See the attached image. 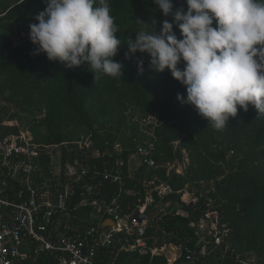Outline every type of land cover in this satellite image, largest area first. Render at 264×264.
<instances>
[{"label": "trees", "instance_id": "trees-1", "mask_svg": "<svg viewBox=\"0 0 264 264\" xmlns=\"http://www.w3.org/2000/svg\"><path fill=\"white\" fill-rule=\"evenodd\" d=\"M172 2L173 11L181 6L187 10L185 0ZM109 4L123 46L113 59L124 65V75L119 79L104 75L94 83L86 63L68 69L43 53L34 54L29 25L37 22L34 17L44 10L46 0H0V120L16 118L35 141L45 143L90 132L97 147L111 150L120 142L127 148L126 154L138 142L155 141L154 159L160 166L157 170L143 166L141 176L150 178L157 173L159 183H167L172 191L162 198L155 194V202L148 207V211L162 209L152 213V226L159 231L147 228L148 243L161 245L164 235L172 234L175 244H183L197 255L200 235L188 223L209 219L217 223L221 234L227 231L228 235L219 245L209 241L206 264H238L241 257L257 260L246 255L247 251L264 256V115L257 116L249 106L247 112L238 108L237 116L230 117L222 130L207 125L193 106L177 100V94L186 96V89L167 69L151 71L147 54L137 52L125 58L129 37L135 40V32L142 27L151 31L154 20L159 32L162 22H171L172 16L165 17L154 0H109ZM173 30L181 38L179 29L174 26ZM138 58L144 61L142 74L137 70ZM178 66L183 68V63ZM150 115L156 123L145 125ZM16 130L0 125V138ZM174 141H178L177 147ZM182 148L187 150L189 163L182 173L172 170L167 175V164L183 160ZM122 175L124 188L139 187L126 170ZM106 184L104 181V189L111 192ZM184 189L196 199L191 206L180 198ZM177 209L185 215L176 214ZM154 236L158 237L155 242ZM226 243H230L228 250ZM120 246V242L101 245L96 264H168L163 255H140ZM40 259L42 264H54L45 256ZM182 261L179 258L173 264Z\"/></svg>", "mask_w": 264, "mask_h": 264}, {"label": "built area", "instance_id": "built-area-1", "mask_svg": "<svg viewBox=\"0 0 264 264\" xmlns=\"http://www.w3.org/2000/svg\"><path fill=\"white\" fill-rule=\"evenodd\" d=\"M149 117L146 122H150ZM0 125L17 127V132L0 138L2 264H27L37 256H45L54 264H96L99 247L115 242L121 243V250L163 255L168 264L179 258L183 260L180 264H195L211 239L219 245L228 235L227 231L221 234L212 221L209 228L206 224L199 227L209 220L200 219L189 223L200 235L197 255L185 245L175 244L172 234L166 236L165 232L161 245L148 243L147 228L159 231L151 223L152 213H158L148 211V207L155 202V194L162 198L172 191L167 183H159L157 173H151L150 178L141 176L143 166L156 170L160 166L154 159L155 141L138 142L136 149L126 154L127 148L120 142L111 150L97 147L90 132L45 143L35 141L28 128L7 116ZM148 133L152 135V131ZM169 167L167 164V175ZM123 170L139 187L124 188ZM104 181L111 192L104 189ZM187 194L182 197L185 202ZM129 207L131 210L126 211ZM137 213L143 215L141 220ZM176 214L185 215L180 209ZM105 219L114 225H103ZM123 219L127 225L120 224ZM157 240L154 236V242ZM261 259L257 263L241 257L238 264H264Z\"/></svg>", "mask_w": 264, "mask_h": 264}, {"label": "clouds", "instance_id": "clouds-1", "mask_svg": "<svg viewBox=\"0 0 264 264\" xmlns=\"http://www.w3.org/2000/svg\"><path fill=\"white\" fill-rule=\"evenodd\" d=\"M154 3L165 17L172 16L171 22L165 19L157 32L154 20L151 31L142 27L135 32V40H127L125 58L147 54L151 71L167 69L186 89V96L177 94V100L193 106L216 130L228 125L238 108L247 112L253 106L257 116L264 115V0H185L186 11L183 6L173 11L172 0ZM110 13L109 0H46L34 17L37 22L29 25L34 54L43 53L68 69L86 63L94 83L104 75L119 79L124 65L113 58L123 46ZM143 64L138 58L140 74ZM181 152L183 160L169 163V173H182L189 163L187 150ZM187 193L182 190L180 198Z\"/></svg>", "mask_w": 264, "mask_h": 264}, {"label": "crops", "instance_id": "crops-1", "mask_svg": "<svg viewBox=\"0 0 264 264\" xmlns=\"http://www.w3.org/2000/svg\"><path fill=\"white\" fill-rule=\"evenodd\" d=\"M190 193V192H189ZM188 196L190 197V195L188 194ZM191 196H192V193H191ZM191 198V197H190ZM195 199V198H194ZM127 201V199L125 198V202ZM157 211V213L159 214L160 213V211H161V208H159V209H157L156 210ZM106 225V224H105ZM190 224L188 223V226H189ZM195 231H196V229H195ZM174 236L175 237H177L178 236V233H177V231H175L174 232ZM226 245L227 246H230V243H226ZM244 253H246V255H251L252 257H257V260H255L257 263H260V262H262L263 261V259H261L262 257L264 258V256H261V255H257L256 253H255V255L253 256V253L252 252H244ZM207 251H206V253L204 254V255H202L201 256V258H200V260H199V263H201V264H206V263H208V262H206L205 263V261H206V259H207ZM245 255V256H246ZM40 256H37L35 259H34V261L32 260V259H30L29 261H28V263H36V264H42V262H40Z\"/></svg>", "mask_w": 264, "mask_h": 264}, {"label": "rangeland", "instance_id": "rangeland-1", "mask_svg": "<svg viewBox=\"0 0 264 264\" xmlns=\"http://www.w3.org/2000/svg\"><path fill=\"white\" fill-rule=\"evenodd\" d=\"M19 41H16V43H18ZM3 105H5V102H3L2 103ZM9 106H11V104H9ZM10 112L12 113L13 112V110H11L10 109ZM151 117H149V119H150V123H154L155 121H156V119H155V116H153V115H150ZM147 119V118H146ZM145 125H149V122H146V120H145ZM149 129V128H148ZM174 145L177 147L178 146V141H174ZM185 154H186V152H185ZM180 170H181V168H180ZM179 171V170H178ZM189 195H190V197L192 198V196H191V193H189ZM189 196H187V198H190ZM190 198V199H191ZM193 199V198H192ZM196 200V199H195ZM212 222H215V221H212ZM216 223V222H215ZM205 224H206V228H207V226H208V228H209V225H210V220H206V222L205 223H203V224H200L199 225V227H205ZM217 224V223H216ZM211 226V225H210ZM169 256H170V254H169Z\"/></svg>", "mask_w": 264, "mask_h": 264}, {"label": "water", "instance_id": "water-1", "mask_svg": "<svg viewBox=\"0 0 264 264\" xmlns=\"http://www.w3.org/2000/svg\"><path fill=\"white\" fill-rule=\"evenodd\" d=\"M187 202L191 206L193 204L194 200L190 199V200H187ZM137 217L139 220H141L143 218V215L137 213ZM105 224L114 225V222L111 219H105L103 222V225H105ZM120 224L121 225H127V221L125 219H123L120 221ZM0 264H2L1 258H0Z\"/></svg>", "mask_w": 264, "mask_h": 264}]
</instances>
